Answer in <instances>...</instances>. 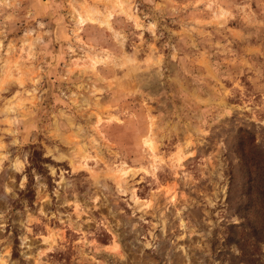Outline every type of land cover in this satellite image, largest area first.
Instances as JSON below:
<instances>
[{
	"label": "rangeland",
	"instance_id": "obj_1",
	"mask_svg": "<svg viewBox=\"0 0 264 264\" xmlns=\"http://www.w3.org/2000/svg\"><path fill=\"white\" fill-rule=\"evenodd\" d=\"M0 264H264V0H0Z\"/></svg>",
	"mask_w": 264,
	"mask_h": 264
}]
</instances>
